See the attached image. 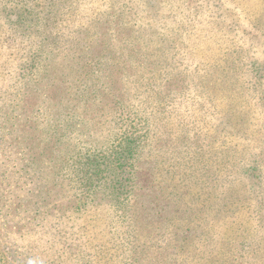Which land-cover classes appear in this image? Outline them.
<instances>
[{
	"label": "rangeland",
	"instance_id": "obj_1",
	"mask_svg": "<svg viewBox=\"0 0 264 264\" xmlns=\"http://www.w3.org/2000/svg\"><path fill=\"white\" fill-rule=\"evenodd\" d=\"M179 1L0 0V264H264V0Z\"/></svg>",
	"mask_w": 264,
	"mask_h": 264
},
{
	"label": "trees",
	"instance_id": "obj_2",
	"mask_svg": "<svg viewBox=\"0 0 264 264\" xmlns=\"http://www.w3.org/2000/svg\"><path fill=\"white\" fill-rule=\"evenodd\" d=\"M157 1H159V5H158V7L159 8H162V9H165L166 11H165V13L169 16L167 19H171V18H174L175 17V15H176V11H178V10H180L181 8H182V6H183V2L182 1H179V0H171V1H168V0H157ZM169 4H171L172 5V9L171 10H167L166 9V7L165 6H167V5H169ZM168 12V13H167ZM222 13H223V15H225L226 13H227V9H224V10H222ZM164 16H166V15H164ZM119 20L120 21H123V18H119ZM173 22H174V20H172L170 23H169V25H172L173 24ZM257 22H258V19L257 20H253V22H252V24L250 25L252 28H254V27H256V25H257ZM107 23V22H106ZM124 26V24H122L120 27H119V29L120 28H122ZM171 27V26H170ZM169 27H167L166 29H168ZM171 28H173V27H171ZM165 29V28H164ZM155 33V32H154ZM128 34H134L133 33V30L132 29H130V30H128ZM235 49V48H234ZM234 51H236V50H234ZM100 62V61H99ZM131 99H125V101H124V103H121V104H123V106H131L132 105V102L130 101ZM135 100H136V98H135ZM130 101V102H129ZM129 102V103H128ZM128 106V107H129ZM240 122V123H239ZM241 122L242 121H238V118H237V121H236V123H233L232 121H228V125L230 124V125H240L241 124Z\"/></svg>",
	"mask_w": 264,
	"mask_h": 264
}]
</instances>
